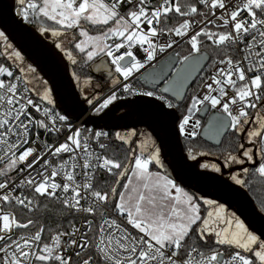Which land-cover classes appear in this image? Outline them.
<instances>
[{
    "label": "snow or ice",
    "instance_id": "snow-or-ice-1",
    "mask_svg": "<svg viewBox=\"0 0 264 264\" xmlns=\"http://www.w3.org/2000/svg\"><path fill=\"white\" fill-rule=\"evenodd\" d=\"M14 3L16 16L36 25L41 36L50 34L55 48L72 65L83 70L99 58V70L105 58L111 62L115 75L106 97H89L81 89L92 115L101 118L113 112L114 102L128 96L154 98L161 102V110L178 107L128 81L179 38L189 51L179 59L180 68L164 92L178 95L202 61H210L211 69L201 79L203 94L193 95L181 112L175 125L179 135L194 138L200 120L193 117L210 106L216 110L210 121L213 134L230 129L235 141V148L222 154L223 167L238 165L244 173L243 177L230 174L229 180L240 187L248 183L249 174L264 180V0ZM91 29L98 31L92 34ZM64 40L79 60L65 48ZM138 53L143 56L138 58ZM0 56L5 61L0 63V161L4 164L0 168V264H264V234L250 230L224 204L198 199L167 173L151 169L162 164L161 150L150 133L134 127L123 135L115 132V140L135 148L126 152L124 160L105 154L109 146L103 141L109 133L68 125L67 117L54 111L49 82L25 62L4 31H0ZM72 79L80 85L75 70ZM84 84L91 86V77ZM65 128L67 135L58 145L40 141L39 130L58 134ZM245 132L250 147L240 143ZM62 154H68V159H62ZM187 158L196 160L197 154L189 148ZM199 167L222 173L216 164ZM101 170L113 178L111 183L105 181L106 187L96 181ZM17 190L20 194L15 195ZM42 198L59 205L45 204V212L66 217V223L58 220L55 227L45 226L28 215L40 210ZM5 208L19 209L26 218ZM259 212L264 213V203Z\"/></svg>",
    "mask_w": 264,
    "mask_h": 264
},
{
    "label": "water",
    "instance_id": "water-1",
    "mask_svg": "<svg viewBox=\"0 0 264 264\" xmlns=\"http://www.w3.org/2000/svg\"><path fill=\"white\" fill-rule=\"evenodd\" d=\"M15 9L13 0H0V31L5 32L9 42L21 52L25 61L36 67L39 75L49 82L48 87L52 89L56 109L69 119L82 121L85 127L94 130L124 133L134 127L136 130L150 133L161 150L163 173H167L178 185L198 199H212L224 204L229 212L235 213L245 221L250 230L257 235L264 234V214L259 212L255 201L243 187L234 185L229 180L230 174L242 171L241 166L224 168L221 160L207 156L198 157L196 160L188 159L175 126L180 118L177 109L161 110V102L154 98L135 97L119 100L111 106L113 112L108 116L101 118L89 115L87 103L72 79V72L65 66L55 46L46 41L35 28L17 17ZM179 59L176 52L169 54L157 66L143 71L138 81L148 89H159L162 94L182 105L210 61H202L200 68L192 73L184 88L174 96L171 91L164 92L163 89L170 87V82L174 79L173 74L180 68ZM96 63H99V59L90 66L89 71L94 77H99L104 86L106 81L114 77V68L105 58L104 65L112 75L108 73L106 77H102L98 75L100 69H96ZM98 92L101 93L102 90ZM215 114L216 111L209 112V107L206 111L202 109L199 112V117L205 120L200 139L219 148L231 130L222 129L219 134H213L214 123L210 126V121ZM203 162L215 163L222 167V173L201 169L199 165ZM243 167L251 168L252 165L245 164Z\"/></svg>",
    "mask_w": 264,
    "mask_h": 264
},
{
    "label": "trees",
    "instance_id": "trees-1",
    "mask_svg": "<svg viewBox=\"0 0 264 264\" xmlns=\"http://www.w3.org/2000/svg\"><path fill=\"white\" fill-rule=\"evenodd\" d=\"M32 27H33V25H32ZM33 28H35V27H33ZM35 29L37 30V28H35ZM95 30L96 29H91V33H95ZM71 50H73L74 55H76L77 59L79 60L80 59L79 54L75 53L74 49H71ZM188 51H189V47L187 45L183 46L180 49V56L183 57L184 55H187ZM6 63H8V62H6ZM92 64L93 63H91L88 67H85L83 70H81L79 65H72V72H73V70H75L77 72V74L80 75V77H81L80 85H82V86L85 85L84 84L85 78H87V77L93 78L94 77L89 71V68ZM201 79L202 78H199L197 80L196 84L194 85V87L189 91L184 103L177 107V111H178V114L180 117H181V112L186 108L187 104H189L191 102V97L193 96L196 88L199 86ZM88 89H90L89 85H88ZM93 94H94V92H92L91 95H93ZM87 96H90V95H87ZM114 133H110V139H109V144H108L109 147L107 149L106 154L109 156L115 155V157L117 159L124 160L126 152H130L132 148H135V145L134 144L133 145H123L122 142L114 139ZM230 141H231V144H230ZM183 145H184V150L187 154H188L189 148H191L193 150L194 154L198 155L199 152L203 151V152L208 153L207 156H209V157L211 156V157L216 158V155H217L218 156L217 158L223 161L222 154L226 150H228L230 147L234 149L235 148V141L233 140L232 133L230 131L228 133V135L224 138L223 143L219 148H215V147L205 143L201 139H197L195 141H190V142L184 141ZM210 164H212V163H210ZM150 167H151V169L156 168L154 165L150 166ZM158 170L161 171V173H163L161 168ZM236 173H240L242 177L244 176L243 171L236 172ZM112 179L113 178L108 177L107 174H101V175H98V177H97V181L100 183V185L102 187L107 186L105 184L106 180L108 183H111ZM246 179L248 180V183H246L243 188L248 192V194L252 197V199L255 201L256 205L259 208L260 204L264 203V180H261L259 177H252L251 174H249L246 177ZM45 204H48L49 207H56V208L59 207V205H53L51 202L46 201L42 198L40 200V210L35 211V212L28 214V215L32 216V218H34V219L42 221L45 224V226L51 225V226L55 227L58 220H63L66 223V219H67L66 217H57L55 215L47 214L44 210ZM15 211H16V215L18 218H20V219L26 218V216L24 214H22V212L19 209H15Z\"/></svg>",
    "mask_w": 264,
    "mask_h": 264
},
{
    "label": "built area",
    "instance_id": "built-area-1",
    "mask_svg": "<svg viewBox=\"0 0 264 264\" xmlns=\"http://www.w3.org/2000/svg\"><path fill=\"white\" fill-rule=\"evenodd\" d=\"M153 3H155V0H153ZM177 19H179V18H177ZM170 23H171V22H170ZM29 25H31V24H29ZM209 27H212V26L209 25ZM176 39H177V41H178L177 44H174L173 47L170 48V49H168L165 53L157 55V57H156L155 60H153V61H151L150 63L146 64L145 67L142 68L139 72L134 73V75H133L132 77H130L128 83L132 84L133 87L138 88V89H140V90H151V89H148V88L144 87V85L138 81V77H139V75H140L143 71H145V70H147V69H149V68H153V67L157 66V64H158L162 59H164L165 57H167L169 54H171V53H173V52H176V54L178 53V54H179L178 57H179V58H182V57L180 56V49H181L183 46H186V44H184L183 42H179V38H176ZM187 46H188V45H187ZM188 47H189V46H188ZM142 56H143V53H138V58H141ZM176 56H177V55H176ZM3 60H4L3 57L0 56V63H5ZM110 63H111V62H110ZM9 64H10V63H9ZM113 68H114V66H113ZM210 73H211V69L207 70V72L203 75L202 78H206ZM200 84H201V82H200ZM200 84H199V86L196 88V90L194 91V94H193V95H195V94L202 95V94H203L202 90L200 89ZM110 91H111V85H109V86H108L106 89H104V91H102L101 93H97V94H94V95L99 96V97H101V98H104V97H106V96L110 93ZM151 91L156 92V94H158V95H163L165 98L170 99L174 104L178 105L174 100H172L171 98H169V97H167L166 95L162 94V93L159 91V89H158V90H151ZM91 96H93V95H90L89 97H91ZM131 98H135V97L128 96L126 99H131ZM122 100H123V99H122ZM159 102H160V101H159ZM114 103H115V102H114ZM87 106H88V114H89V115H92V109L90 108V106H89L88 104H87ZM178 106H179V105H178ZM110 107H111V106H110ZM174 109H177V108H174ZM54 111H56V112H60V111H59L58 109H56L55 107H54ZM213 111H216V110L211 109V107L209 106V112H213ZM199 112H200V111L196 112L195 116L193 117V121L196 120V119H199V120H200V127L197 128V129L195 130L196 133H197V135H196L194 138H191V137L186 138V137H184V136H181V139H182L183 142H184V141H186V142H190V141H195V140H197V139H200V135H201V132H202V128H203V126H204V124H205V120H203V119H201V118L199 117ZM60 113L63 114L62 112H60ZM63 115H65V114H63ZM65 116H66V115H65ZM35 117L40 118V117H39V113H36V114H35ZM66 117H67V116H66ZM180 118H181V117H180ZM67 123H68V125H71L73 128H77V127H78V128H81V129H92V128H87V127H85V126L82 124V121H73V120L69 119L68 117H67ZM189 128H191V122H190V124H189ZM92 130H93V131H103V132H107V131H104V130H94V129H92ZM108 133H109V132H108ZM66 135H67V129H66V128L63 129L62 132H61V133H58V134H57V133H44L43 130H39V138H40V141H47L49 144H55V145H58V143L64 141V138H65ZM32 138H33V139L36 138V131H35V130L33 131V136H32ZM102 139H103V138H102ZM109 139H110V133H109V137H108V139H107V140H104L103 142L106 143V144H109ZM97 151H100V150L97 149ZM105 154H106V153H105ZM61 158H62V159H65V160L68 159V154H62V157H61ZM52 160H53V162H56V158H55V157H53ZM81 163H82V161H81ZM3 167H4V164H3L2 161H0V168H3ZM77 171H79V169H77ZM101 174H106V173H104L102 170H101V171H98V172L96 173V181H97V177H98V175H101ZM10 175H11L13 178L17 179V180L19 179V176H17V174H16L15 172L10 173ZM20 175L22 176V175H24V173H21ZM2 179H3V178L0 177V180H2ZM57 179L59 180V177H58ZM78 179H79V177H78ZM24 191H25V194H29V193H27V190H24ZM0 194H2V192H0ZM14 194H15V195L20 194V190H17V192L14 193ZM4 210H6V211H13L14 209H8V208H5ZM14 211H15V210H14ZM15 214H16V211H15Z\"/></svg>",
    "mask_w": 264,
    "mask_h": 264
},
{
    "label": "rangeland",
    "instance_id": "rangeland-1",
    "mask_svg": "<svg viewBox=\"0 0 264 264\" xmlns=\"http://www.w3.org/2000/svg\"><path fill=\"white\" fill-rule=\"evenodd\" d=\"M13 2H14V0H13ZM198 19H199V17H198ZM33 25V27H35V28H37L36 27V25H34V24H31V26ZM96 31H98V29H96L95 30V32ZM92 34H95V33H92ZM43 38L46 40V41H48L49 43H51L52 45H54V43H53V37H51V35L50 34H48V35H46V36H43ZM64 42V46H65V48H67V49H69V50H71L72 49V46L71 45H69L68 44V42H67V40H64L63 41ZM56 49V48H55ZM56 51L59 53V55H60V57L62 58V60H63V62L65 63V66H67V69L69 70V72H72V64L71 63H69L68 62V60L66 59V57H64V55H63V53H61L59 50H57L56 49ZM99 58H97V60H98ZM26 62V61H25ZM8 63H11L10 61L8 62ZM27 63V62H26ZM95 63V62H94ZM210 64V63H209ZM208 64V65H209ZM210 68H208V66L206 67V69L204 70V72L202 73V75L200 76V78H202L203 77V75L207 72V70H209ZM93 79H96L95 77H91V80L93 81ZM121 80H122V78H121ZM75 81V80H74ZM75 83H76V81H75ZM76 85H77V83H76ZM81 86V87H80ZM85 86V87H84ZM84 86H82V85H79L78 86V89L80 88V89H83L84 90V92H83V94L84 95H90L92 92H94V94H96V93H99V92H97V91H89V89H88V85L86 86V85H84ZM79 89V90H80ZM102 91H104V90H102ZM93 94V95H94ZM121 133V132H120ZM122 135H123V133H121ZM207 156V155H206ZM198 157H202V156H200V155H197V158ZM209 157V156H208ZM211 157V156H210ZM218 156L216 155V159H218L217 158ZM220 160V159H219ZM222 161V160H221ZM223 162V161H222ZM203 163H206V164H209V165H211L210 163H208V162H203ZM235 166H238V165H233L232 167H235ZM219 167V166H218ZM231 167V168H232ZM153 171H159L157 168H153L152 169ZM210 170V169H209ZM236 174V173H235Z\"/></svg>",
    "mask_w": 264,
    "mask_h": 264
},
{
    "label": "flooded vegetation",
    "instance_id": "flooded-vegetation-1",
    "mask_svg": "<svg viewBox=\"0 0 264 264\" xmlns=\"http://www.w3.org/2000/svg\"><path fill=\"white\" fill-rule=\"evenodd\" d=\"M96 78V77H95ZM111 80H112V78L109 80V81H106L105 83H104V86H102V82H100V81H98L97 80V78L96 79H93V81L91 80V87H93L94 88V90L95 91H99V90H104V89H106L108 86H107V82L108 83H110L111 82ZM86 85V84H85ZM97 85H100V87H97ZM81 87V86H80ZM80 89V88H79ZM80 92H81V89L79 90ZM249 128H251L252 127V125L250 124L249 126H248ZM138 132L140 131V130H137ZM143 131H145V130H143ZM146 132V131H145ZM125 133V132H124ZM123 133V134H124ZM246 136H247V133L245 132V133H242L241 134V139H240V142L241 143H243V144H245V146L246 147H250V145H248L247 144V139H246ZM139 141L137 140V143H138ZM208 157V156H207ZM213 158H215V157H213ZM212 164H215V163H212ZM233 174H235V173H233Z\"/></svg>",
    "mask_w": 264,
    "mask_h": 264
},
{
    "label": "crops",
    "instance_id": "crops-1",
    "mask_svg": "<svg viewBox=\"0 0 264 264\" xmlns=\"http://www.w3.org/2000/svg\"><path fill=\"white\" fill-rule=\"evenodd\" d=\"M110 64H111V63H110ZM98 72H99V73H98L99 76L106 77V76L108 75V73H109V70H108V68H107L106 66H104V67L100 68V70H99ZM96 78H97V77H96ZM110 79H111V78H110ZM97 80L101 82V79H100L99 77L97 78ZM108 85H111V82H110V83L107 82V86H108ZM89 91H94V88L90 86ZM91 94H92V93H91ZM91 94H90V95H91Z\"/></svg>",
    "mask_w": 264,
    "mask_h": 264
}]
</instances>
